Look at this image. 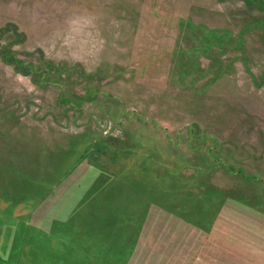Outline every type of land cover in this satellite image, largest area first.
Here are the masks:
<instances>
[{
    "label": "rangeland",
    "instance_id": "rangeland-1",
    "mask_svg": "<svg viewBox=\"0 0 264 264\" xmlns=\"http://www.w3.org/2000/svg\"><path fill=\"white\" fill-rule=\"evenodd\" d=\"M0 264H264V0H0Z\"/></svg>",
    "mask_w": 264,
    "mask_h": 264
}]
</instances>
